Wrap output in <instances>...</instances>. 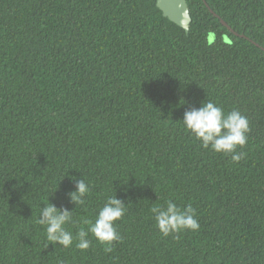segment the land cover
<instances>
[{"label": "trees", "instance_id": "1", "mask_svg": "<svg viewBox=\"0 0 264 264\" xmlns=\"http://www.w3.org/2000/svg\"><path fill=\"white\" fill-rule=\"evenodd\" d=\"M187 1L189 32L157 0H0V264H264V0ZM207 98L250 121L239 163L181 122ZM115 195L110 245L64 248L37 223L51 201L75 235ZM167 199L199 231L162 236Z\"/></svg>", "mask_w": 264, "mask_h": 264}, {"label": "clouds", "instance_id": "2", "mask_svg": "<svg viewBox=\"0 0 264 264\" xmlns=\"http://www.w3.org/2000/svg\"><path fill=\"white\" fill-rule=\"evenodd\" d=\"M181 122L204 149L210 148L215 153L229 156L236 163L244 159L246 153L238 149H243L248 143L251 128L249 119L239 109L233 108L226 112L217 102L207 98L200 107L186 110ZM90 192V185L81 178L75 180V190L69 193V197L76 207L83 206ZM44 205L40 209L37 223L44 227L46 239L51 244L69 248L75 242L78 249L87 250L91 246L89 234L100 243L109 245L121 238L116 222L124 217L127 209L125 202L117 195L107 197L94 221H83L87 227H80L75 235L66 227L74 223V210L57 207L51 201ZM151 213L156 227L164 237L186 230L199 231L201 227L197 210L191 204L181 207L172 199H167L164 204L153 205ZM107 250L111 251L110 248Z\"/></svg>", "mask_w": 264, "mask_h": 264}, {"label": "water", "instance_id": "3", "mask_svg": "<svg viewBox=\"0 0 264 264\" xmlns=\"http://www.w3.org/2000/svg\"><path fill=\"white\" fill-rule=\"evenodd\" d=\"M157 6L163 11L164 16L168 17L171 21L175 22L189 32L192 17L187 0H157ZM210 9L211 12H214L212 8ZM214 14L217 15L215 12ZM221 22L236 35L244 36V34H239L235 31V29H233L224 19H221Z\"/></svg>", "mask_w": 264, "mask_h": 264}, {"label": "rangeland", "instance_id": "4", "mask_svg": "<svg viewBox=\"0 0 264 264\" xmlns=\"http://www.w3.org/2000/svg\"><path fill=\"white\" fill-rule=\"evenodd\" d=\"M210 38H212V39L214 38V34H213V33H212V34H210Z\"/></svg>", "mask_w": 264, "mask_h": 264}]
</instances>
